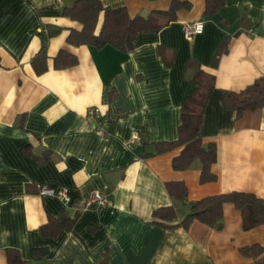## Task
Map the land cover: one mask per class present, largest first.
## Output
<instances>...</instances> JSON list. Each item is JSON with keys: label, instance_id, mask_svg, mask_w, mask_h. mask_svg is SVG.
<instances>
[{"label": "crops", "instance_id": "obj_1", "mask_svg": "<svg viewBox=\"0 0 264 264\" xmlns=\"http://www.w3.org/2000/svg\"><path fill=\"white\" fill-rule=\"evenodd\" d=\"M73 1L0 0V264H8V247L24 264H253L241 247L264 246V223L244 229L231 202L223 204L220 227L172 224L205 195L264 197V106L236 116L224 101L226 92L264 76V0H223L211 14H204L205 0H188L168 24L137 32L129 51L68 42L70 29L82 27L60 14ZM172 1L101 0L124 5L131 16ZM194 20L202 29L187 38L183 24ZM40 27L55 32L38 74L31 58L41 47ZM60 49L77 62L55 67ZM197 70L213 80L199 127L202 142L216 145V178L208 181L199 179L198 158L184 169L172 166L182 146L154 152L155 142L177 138ZM90 106L108 117L101 132ZM134 132L140 141L130 145ZM45 150L48 159L38 161ZM168 181L184 182L186 197L173 198ZM41 185L68 187L70 201L40 193ZM94 190L105 193V205L86 206ZM170 204L175 220L152 214ZM63 213L77 214L73 227L44 236L39 227L48 216ZM36 247L46 252L36 255Z\"/></svg>", "mask_w": 264, "mask_h": 264}, {"label": "trees", "instance_id": "obj_2", "mask_svg": "<svg viewBox=\"0 0 264 264\" xmlns=\"http://www.w3.org/2000/svg\"><path fill=\"white\" fill-rule=\"evenodd\" d=\"M223 4V0H205L204 14H211ZM188 0H173L165 10H151L143 15L137 13L131 16L124 5H104L101 0H74L71 5L63 6L60 14L75 19L82 24L79 30L71 28L67 41L72 44H91L102 47L106 44L113 45L121 50L129 51L134 46V39L139 31H156L174 20L176 11L182 7H189ZM47 35L39 32L42 43L39 50L31 58V65L36 73H41L47 68L46 64V40ZM77 58L70 52L60 49L54 57L55 67L73 65ZM197 83L195 90L188 94L181 103L180 123L178 135L174 140L155 142L156 153L164 152L172 148L182 146L178 155L172 158V166L177 169L188 167L198 158L201 163L200 181L214 180L216 174L211 166L216 160V145L210 141L204 144L199 134L202 114L208 94L213 87V80L209 74L197 70L194 74ZM225 103L236 111V116L246 109H254L264 106V76L256 78L239 91L226 92ZM149 153V154H153ZM49 150L42 155L35 156L38 161L47 160ZM167 189L175 199H183L187 195V188L182 181H168ZM225 202H231L242 214V227L249 229L264 223V197L252 192L232 190L205 195L192 202L188 212L172 225H180L186 228L193 220H199L209 225L220 227L222 208ZM162 220H175L176 210L173 205L158 207L152 213ZM77 214L69 216L63 213L60 216L49 215L47 222L39 229L44 236H55L62 229H71L75 223ZM163 225L167 223L161 222ZM34 254H44L45 247H36ZM241 252L253 258V264H264V246L254 243L241 247ZM8 264H24V259L17 249L6 248Z\"/></svg>", "mask_w": 264, "mask_h": 264}, {"label": "built area", "instance_id": "obj_3", "mask_svg": "<svg viewBox=\"0 0 264 264\" xmlns=\"http://www.w3.org/2000/svg\"><path fill=\"white\" fill-rule=\"evenodd\" d=\"M202 24L203 23L201 20H194L191 22L184 23L183 24L184 35L187 38H191L193 34L199 32L202 29ZM39 31L44 34L48 33L46 28L40 27ZM248 31L251 32V29H248ZM87 115L100 118L98 128H97L98 131L100 132L104 130V126H106L109 122L108 117L105 116V114L97 106L88 107ZM139 141H140V133L134 132L132 136L130 137L128 143L132 145L133 143H137ZM39 192L53 194L66 203L70 201L68 187L66 186H59L57 188H52V187L41 185ZM106 203H107V197L105 193L98 191V190L92 191L85 202L86 206H93V205L100 206V205H105Z\"/></svg>", "mask_w": 264, "mask_h": 264}]
</instances>
